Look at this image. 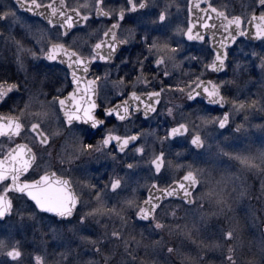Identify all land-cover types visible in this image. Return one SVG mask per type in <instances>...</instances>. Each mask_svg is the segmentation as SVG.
Returning <instances> with one entry per match:
<instances>
[{
    "label": "snow or ice",
    "instance_id": "obj_1",
    "mask_svg": "<svg viewBox=\"0 0 264 264\" xmlns=\"http://www.w3.org/2000/svg\"><path fill=\"white\" fill-rule=\"evenodd\" d=\"M14 2L17 7L0 8V22H6L0 41L14 47L19 69L28 71L24 58L30 57L34 75L31 80L25 75L24 82L0 77V221L15 213L45 246L28 253L21 239L0 236V264H25L26 257L30 264H161L160 250L179 255L185 264H204L206 251H219L220 264H264V149L234 154L221 149L239 168L218 176L180 152L177 160L167 159L165 150L166 143H186L195 160H203L208 140L203 129H226L237 115L246 121L249 112L264 111V94L241 98L244 77L258 68L264 81V0H251L240 14L213 0H188L186 25L172 32L187 41L205 42L208 37L207 62L183 55L181 42L169 34L171 9L180 8L174 0H123L116 6L113 0ZM18 10L44 22L22 25L31 46L12 35L13 26L21 23ZM130 21L134 26H127ZM238 38H245L246 47L259 42L260 52L241 49L229 61ZM130 46L139 49L134 57L123 54ZM97 61L104 62L102 74L91 71ZM184 61H195L199 70L184 71ZM44 62L49 68L66 66L72 86L66 95L62 88L45 91L54 86L45 84V74L39 71ZM226 69H231V78H220ZM234 91L241 95H232ZM170 95L227 110L192 118L184 105L166 99ZM139 116L158 120L164 134L136 127L134 118ZM242 128L243 123L237 124L235 131ZM97 133L100 138L91 142ZM98 157L119 165L120 171L113 167L94 174L86 164ZM169 170L182 174L169 177L170 183H158ZM141 172L150 173L144 185L134 181L147 188L142 199L137 187L129 185ZM125 192L129 194L122 196ZM177 197L201 209L207 202L214 211L202 212L191 227L175 223L182 219L177 216L179 205H171ZM18 200L31 210L17 207ZM237 209L242 217L227 216ZM210 216L228 220L227 227L217 226L220 239L194 240L193 230H200L198 224L206 226ZM165 231L192 240L199 256L168 246L161 235ZM245 232L253 237L249 251L253 241L256 251L250 259L239 260Z\"/></svg>",
    "mask_w": 264,
    "mask_h": 264
},
{
    "label": "rangeland",
    "instance_id": "obj_2",
    "mask_svg": "<svg viewBox=\"0 0 264 264\" xmlns=\"http://www.w3.org/2000/svg\"><path fill=\"white\" fill-rule=\"evenodd\" d=\"M164 0H155L157 4H163ZM213 2L217 5L226 4L228 6V10L232 13L236 12L238 9H242L245 11V5L249 4L251 0H213ZM174 3L179 4L180 8L177 10L176 7L171 9L172 19H171V27L169 32L172 31L177 25L184 27L186 25L187 13L186 6L187 0H174ZM0 5H9L12 6V3H2ZM155 9H153L154 11ZM22 24V22L20 23ZM28 25V23H26ZM14 32V27L12 28V34ZM178 34V33H176ZM181 37V34H178ZM183 49L186 47L183 45V40H180ZM254 48L257 52H260L259 46L251 45L249 46ZM249 47L245 46V43L240 42L236 48L231 51L229 61H233V54H239L240 50L243 49L245 52L249 51ZM28 70V69H27ZM25 71V70H24ZM105 68H103V72ZM227 75L223 73V79L231 78V69H226ZM46 79H49V73H44ZM113 78H115V72H113ZM241 87L244 89V94L234 91L232 95H241V98H244V95H248L250 93L256 94H264V81H262V77L259 74V69L257 68L254 72H252L251 77H244V80L241 82ZM199 114H210L208 112H201ZM210 115L217 116L212 112ZM248 119L246 121L243 120V114L237 115L230 122L229 126L226 129H217L215 126L209 125L210 130L205 131V135L208 137L207 142V152L203 160H195L194 156L193 160L195 163L199 164L200 167H205L212 171L214 176H218L221 172L226 171H236L239 168V165L235 160L229 159L227 156H223L220 154V150L223 152H227L230 154L234 153H256L258 150L264 149V111H253L249 112ZM243 123V128L240 132L235 131V127L237 124ZM158 129V128H155ZM204 130V129H203ZM159 134V130L157 131ZM149 141L152 143V139L149 138ZM208 145H211V148H208ZM168 156L174 155L173 146L167 145L165 147ZM187 154V152H185ZM169 159V157L167 158ZM205 161H207L205 163ZM198 165V166H199ZM251 183V179L249 180ZM258 186V185H257ZM234 208H237L236 205H233ZM191 211H188L180 220L175 221V223H188L191 227L193 222L199 220V217L202 212H211L214 211L213 208L209 206L207 202L204 203L203 209L194 205ZM177 212V216H178ZM187 215V216H186ZM236 215L237 217H242V213L238 211L229 212L227 216ZM217 226H228V220L225 216H210L207 219V225L202 226L198 224L199 231L193 230V239L196 241H204L208 243L210 241H217L220 239V233L217 230ZM20 227V226H19ZM25 228H27L25 226ZM21 229V235L23 234V228ZM29 230V229H28ZM14 236L18 239L19 228L15 225L12 218H7L5 221H0V236ZM163 240L168 246H172L174 248L179 249V251L190 257H198L200 251L195 243L192 240L187 239L180 233H175L171 236L165 231L161 234ZM154 238V237H153ZM159 238V237H158ZM156 239V238H154ZM252 234L249 232L244 233V246L238 254L239 260L250 259L252 253L256 251L255 242L253 241L251 245V251H249V241H252ZM157 259L161 262V264H185L182 261L181 257L177 254H173L171 256L166 255L162 250H160L157 254ZM221 254L219 251H206L204 264H220Z\"/></svg>",
    "mask_w": 264,
    "mask_h": 264
},
{
    "label": "flooded vegetation",
    "instance_id": "obj_3",
    "mask_svg": "<svg viewBox=\"0 0 264 264\" xmlns=\"http://www.w3.org/2000/svg\"><path fill=\"white\" fill-rule=\"evenodd\" d=\"M0 2L2 3H12V5L14 7H17L15 5L14 0H0ZM45 2H47V0H45ZM123 0H113V6H116L120 3H122ZM187 4H188V0H187ZM3 6L0 5V8H2ZM244 12V10L242 9H238L236 12H234V14H240ZM186 13H187V6H186ZM17 15L21 17V22L22 24L18 23L15 24L14 27V32L12 35L16 36L17 39H21L26 46H31L29 43V37L26 34V30L25 27H22V25H26V23L28 24H32V25H40V26H44V22L42 20V18H35L32 17L31 19L29 17H31V14L26 13L22 10H18L17 11ZM5 23L6 22H0V28H4L5 27ZM127 26H134L132 24V22L130 21L129 24ZM93 27H98V25H93ZM170 35L173 36L174 40L180 41L181 39L183 40V45L186 47V49L184 50L183 55H192V56H197L201 59V61L207 62L208 59H210V46L208 43V37H206V41L205 42H201V41H187L186 37L181 36L179 37L178 34L173 33L172 31L169 32ZM245 38H238L237 43L234 44L231 48H230V52H229V58H230V54L231 51L236 48V46L244 41ZM255 46H259V42H255L254 44ZM86 50V49H85ZM139 51V49L135 46H130L123 54L125 56H135L137 54V52ZM228 58V59H229ZM180 59H183V56L180 57ZM34 62L31 61L30 57H25L24 58V64H25V69L28 71H24L18 68L15 58H14V47L12 45H5L2 41H0V77L3 76H9V77H13V78H19L21 82H24V78L25 75L28 76L29 80H31L32 76L34 75L33 72L30 71L32 64ZM38 63V62H36ZM116 63H119V61L117 60ZM47 62H44L42 64L39 65V71L41 73H49V79H45V84H52L54 87L52 88H45V91H50V92H54L55 88H62L64 90V94L66 95L68 91L72 90V86L70 84V80H71V76L68 74V72L66 71V66L64 65H59L57 64L55 67H47L46 66ZM103 68H104V62L102 61H97L96 65H94L91 69L92 72L96 73V74H102L103 73ZM184 71H198L199 68L196 65L195 61L189 62V61H184ZM181 74V69H177L176 70V75L180 76ZM220 78H223V73L219 74ZM183 78V77H181ZM167 82V81H166ZM29 86L31 87V84H29ZM166 99H170L173 101V103L175 104H182L184 105V111L187 112H191L193 113V117L196 114H199L201 112H204L203 110H207L208 113H216V114H221L222 111L227 110V108L225 109H221L219 107H215L212 105H208L206 101H202L199 103H195V102H191V101H186L183 97H179L177 98L176 96H168L166 97ZM199 99V98H198ZM20 103H23V100H20ZM163 103V101H162ZM6 111V109H3ZM179 118V117H178ZM135 119V126L136 127H143V128H150V129H156V131L159 130V134L158 135H163L164 131H163V126L161 127H157L159 121L156 119L153 120H145L142 116L136 117ZM113 123H116L115 121H113ZM129 127H133V125H129ZM207 129V132H209L210 127L208 126L207 128H205L203 131V133L205 134V131ZM121 131H123V129H121ZM100 138V134L97 133L96 136L92 139L91 142L95 143L96 140H98ZM61 138L60 140H57L56 143V147H59V144L62 142ZM85 142H89L87 137L85 138ZM208 142V141H207ZM148 143H151L150 141H148ZM167 145H172L173 146V153L174 155L172 156H168L167 152H166V158L169 157V159L172 160H177L176 157V153L180 152L182 154V157L186 158L187 161L189 162H193V157L192 155L189 153L188 150V146L186 143H173V144H165V147ZM207 146V144H206ZM55 152V150H54ZM185 152H187V154H185ZM183 162V161H182ZM199 165V164H197ZM86 166L89 168V170L91 172H93L96 175H100V173H105V172H111L112 168H116V171H120V166L119 165H115L113 164V162L109 159H105L104 157H98L97 159H93L91 161H88ZM200 166V165H199ZM146 167V166H145ZM99 169V172H96V170ZM182 174V170L179 173H173L171 170H169V172L163 176L160 180H158V183H160L161 185L165 184V183H170L171 180L169 179V177L172 176H178ZM74 175H80L79 172H74ZM121 175H123V173H121ZM150 176V173L148 172H141L139 174L138 177H134L133 180L129 181V185L130 187H137L136 183L134 181L138 180L140 185H144L146 183V181H148V178ZM103 178V177H101ZM129 194L128 192L122 193L121 195H127ZM147 195V188L146 187H137V196L139 198H144ZM120 197H116L114 199H119ZM17 207L22 208V209H28V204H26L23 201L18 200L17 202ZM30 203V202H29ZM171 205L172 206H177L179 205V211H178V217H183L188 211H191L190 209H192V207H194V205L191 206H187L185 205L180 199L179 197L171 199ZM31 210V209H28ZM81 210H86V209H81ZM188 214V213H187ZM187 216V215H186ZM15 223V225L19 228V235H18V239L22 240L23 246L25 248V251L28 253H31L33 250L36 251H42L44 248V243L41 241L40 237L38 235H33L31 229L29 228H25V226L21 225L18 221L17 216L15 215V213H13L12 217H11ZM7 219V218H6ZM180 220V219H179ZM5 221V220H4ZM3 222V221H1ZM23 228V234L21 235V229L20 227ZM29 229V230H28ZM68 239H70L71 237L68 236L66 237ZM154 238H158V237H154ZM49 244H51V241L48 242ZM49 252L52 251L51 247H49ZM84 259H87V257H84ZM25 264H30V261L28 260V258L26 257L25 259Z\"/></svg>",
    "mask_w": 264,
    "mask_h": 264
},
{
    "label": "water",
    "instance_id": "obj_4",
    "mask_svg": "<svg viewBox=\"0 0 264 264\" xmlns=\"http://www.w3.org/2000/svg\"><path fill=\"white\" fill-rule=\"evenodd\" d=\"M22 11H23V10H22ZM29 14H30V13H29ZM232 46H233V45H232ZM232 46H231V47H232ZM206 102H207V101H206ZM212 106H216V105H212ZM217 107H219V106H217Z\"/></svg>",
    "mask_w": 264,
    "mask_h": 264
}]
</instances>
